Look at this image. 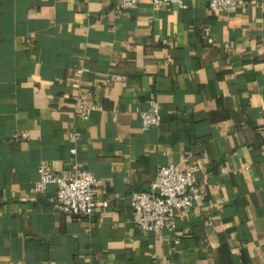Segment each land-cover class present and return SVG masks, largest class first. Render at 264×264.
Segmentation results:
<instances>
[{
	"label": "crops",
	"instance_id": "1",
	"mask_svg": "<svg viewBox=\"0 0 264 264\" xmlns=\"http://www.w3.org/2000/svg\"><path fill=\"white\" fill-rule=\"evenodd\" d=\"M184 2L0 0V264H264V0ZM71 148L108 203L91 218L35 189L40 166L69 174ZM183 158L205 198L173 244L137 229L132 194Z\"/></svg>",
	"mask_w": 264,
	"mask_h": 264
},
{
	"label": "built area",
	"instance_id": "2",
	"mask_svg": "<svg viewBox=\"0 0 264 264\" xmlns=\"http://www.w3.org/2000/svg\"><path fill=\"white\" fill-rule=\"evenodd\" d=\"M142 0H120L122 9L135 7ZM159 8L162 5H176L186 8L184 0H148ZM196 1V0H192ZM212 14L234 12L243 0H202ZM98 106H89L85 100L78 101L73 106L75 114L88 118ZM161 116L158 106L151 102L149 110L140 114L142 129L159 126ZM78 134L71 135L73 140ZM264 135V132H262ZM27 137L26 134H23ZM71 169L67 175H57L55 172L40 166V180L36 185L37 192H44L48 186L55 187L54 208L57 212L68 216H91L100 208H107L106 200L96 197V178L84 168L83 163L76 158V149L71 148ZM199 162L183 158L179 164H168L158 168L147 191H137L132 194V207L137 214L135 225L144 232H166L173 244L179 243V233L175 224L178 217L187 214L190 209L205 198L199 185L197 173Z\"/></svg>",
	"mask_w": 264,
	"mask_h": 264
}]
</instances>
